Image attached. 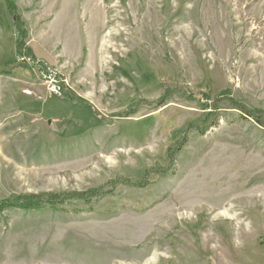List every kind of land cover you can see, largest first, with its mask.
Listing matches in <instances>:
<instances>
[{"label": "rangeland", "instance_id": "obj_1", "mask_svg": "<svg viewBox=\"0 0 264 264\" xmlns=\"http://www.w3.org/2000/svg\"><path fill=\"white\" fill-rule=\"evenodd\" d=\"M15 1L0 201L69 198L1 213L0 264H264V0Z\"/></svg>", "mask_w": 264, "mask_h": 264}, {"label": "trees", "instance_id": "obj_2", "mask_svg": "<svg viewBox=\"0 0 264 264\" xmlns=\"http://www.w3.org/2000/svg\"><path fill=\"white\" fill-rule=\"evenodd\" d=\"M8 11L10 13V15L13 17L14 19V25H15V31H16V46H17V53L19 55H27L29 57H31L32 62H36V57L33 50L31 48L27 47L26 44V40L28 38V34H29V30L26 27L25 23H23L20 14H19V8L18 5L16 3L15 0H4ZM220 100V99H218ZM204 109H206L207 107L202 106ZM242 108V107H241ZM244 109V108H242ZM245 110V109H244ZM246 114H248L247 110H245ZM260 113L263 115V113L260 111ZM186 139H184L183 141L179 142L176 144V148L172 150H170V153L172 155V163L173 160L175 159V155L184 147L185 143H186ZM167 170H171V168H167V169H159L158 171H156L155 173L157 174H162V172H166ZM151 174H148L147 176H145L142 181L143 183H138L135 184L134 186L136 187H147V180L146 178L148 176H150ZM127 183V182H126ZM132 185V184H131ZM105 194V192L103 193ZM77 195V194H76ZM89 195H94V196H99L97 195L96 191H91ZM68 195L65 194H40V195H27V196H23L21 198H17L16 200H3L0 201V214L5 212L6 210L9 209H20L23 211H39V210H43L46 207L50 208V209H55V210H63V211H67V199H68ZM91 203V202H90ZM88 209H90V207H87Z\"/></svg>", "mask_w": 264, "mask_h": 264}, {"label": "bare ground", "instance_id": "obj_3", "mask_svg": "<svg viewBox=\"0 0 264 264\" xmlns=\"http://www.w3.org/2000/svg\"><path fill=\"white\" fill-rule=\"evenodd\" d=\"M229 211V210H228Z\"/></svg>", "mask_w": 264, "mask_h": 264}]
</instances>
